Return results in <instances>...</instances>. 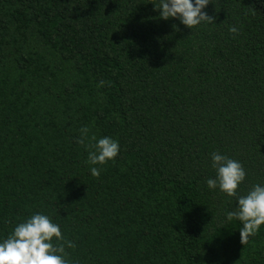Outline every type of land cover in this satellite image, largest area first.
<instances>
[{"label": "trees", "instance_id": "obj_1", "mask_svg": "<svg viewBox=\"0 0 264 264\" xmlns=\"http://www.w3.org/2000/svg\"><path fill=\"white\" fill-rule=\"evenodd\" d=\"M158 4L0 0V242L40 213L70 264H264V225L242 245L206 184L219 152L238 196L264 185V0H211L193 29ZM82 127L118 156L86 163Z\"/></svg>", "mask_w": 264, "mask_h": 264}, {"label": "clouds", "instance_id": "obj_2", "mask_svg": "<svg viewBox=\"0 0 264 264\" xmlns=\"http://www.w3.org/2000/svg\"><path fill=\"white\" fill-rule=\"evenodd\" d=\"M211 0H159L154 11L160 12L159 19H178L189 29L202 24L214 25L215 16L204 11ZM216 11L218 12L217 8ZM173 29L179 31L176 25ZM229 32L234 36L239 29L229 26ZM100 81L98 87H103ZM80 136L76 143L88 150L86 163L90 165H105L114 160L120 151L118 141L111 137L97 139L95 135L89 138V129H79ZM86 141H88L86 143ZM94 142V143H93ZM212 167L216 171L215 178H209L206 184L209 189H219L229 197H235L238 206L226 213L228 221L233 219L242 223L240 228V243L246 245L264 225V185L256 184L246 195H237L239 186L245 181L246 171L243 165L219 152L211 154ZM93 177H99L101 169L90 168ZM55 238V243L53 240ZM76 244L66 239L60 226L44 214H33L27 220L17 224L10 234L0 242V264H70L66 248L75 249Z\"/></svg>", "mask_w": 264, "mask_h": 264}]
</instances>
